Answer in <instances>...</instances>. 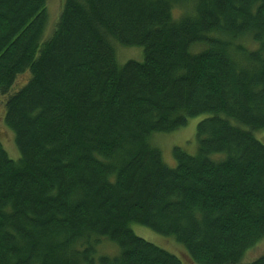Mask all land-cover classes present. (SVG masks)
<instances>
[{"label": "trees", "instance_id": "obj_1", "mask_svg": "<svg viewBox=\"0 0 264 264\" xmlns=\"http://www.w3.org/2000/svg\"><path fill=\"white\" fill-rule=\"evenodd\" d=\"M47 1L0 0L19 152L0 143V264H182L132 224L194 264H264L244 261L264 241V0H63L45 38ZM198 115L168 165L154 137Z\"/></svg>", "mask_w": 264, "mask_h": 264}, {"label": "rangeland", "instance_id": "obj_2", "mask_svg": "<svg viewBox=\"0 0 264 264\" xmlns=\"http://www.w3.org/2000/svg\"><path fill=\"white\" fill-rule=\"evenodd\" d=\"M62 2L63 0H48L47 1L46 8L51 17V20L49 18L48 27L44 32L45 38H47L51 34V30L55 24L54 22L57 21V18L61 11ZM49 24H50V27H49ZM116 50H117V53H116L117 60L121 64L129 59L135 60V61L142 60V48L140 47L117 46ZM28 78H29V74L27 72H24L20 74L19 76H17L12 90H16L20 88L22 85H24L27 82ZM6 98L7 96L0 94V143L2 144L3 148L6 150L8 156L13 160H17L19 158V152L14 143L13 134L6 127L4 123V110H5ZM205 116L206 115H198L196 117L190 118L185 126H182L172 132L156 134V136L154 137L155 143L153 144L160 149L162 158L165 163H167L170 166H173L175 164V161L172 155V149L174 147H180L189 154L196 153V126L198 122ZM255 136L262 143H264V133L263 132H259L258 134H255ZM131 228L137 236L176 255L180 259L182 264H194L193 262L190 261V259L186 255L181 245H179L175 240L173 239L171 240V238L169 237L159 235L151 231L150 229L143 227L141 225H138V224H132ZM110 244L106 242H102L101 245L99 246L101 252H106V253L114 252L115 249L111 246L113 244L111 245ZM263 253H264V241H261L257 243L255 246H253L251 249H249V251L246 253L244 257V261L247 262V261L254 260L255 258L262 255Z\"/></svg>", "mask_w": 264, "mask_h": 264}]
</instances>
